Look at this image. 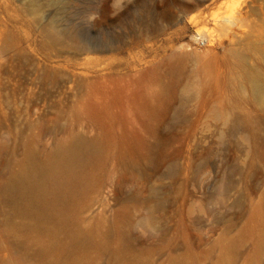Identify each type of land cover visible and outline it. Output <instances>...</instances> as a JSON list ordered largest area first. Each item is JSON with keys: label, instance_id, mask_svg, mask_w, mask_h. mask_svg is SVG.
<instances>
[{"label": "rangeland", "instance_id": "rangeland-1", "mask_svg": "<svg viewBox=\"0 0 264 264\" xmlns=\"http://www.w3.org/2000/svg\"><path fill=\"white\" fill-rule=\"evenodd\" d=\"M0 264H264V0H0Z\"/></svg>", "mask_w": 264, "mask_h": 264}, {"label": "bare ground", "instance_id": "bare-ground-1", "mask_svg": "<svg viewBox=\"0 0 264 264\" xmlns=\"http://www.w3.org/2000/svg\"><path fill=\"white\" fill-rule=\"evenodd\" d=\"M191 9H193V8H191ZM64 46H66V45H64ZM75 53H77V52H75ZM253 83L257 84L258 80L254 78ZM78 183H79V176L75 172H73L71 170H67L66 174H64V177L59 179L58 183L56 185V187H57V200L59 202H61V204L65 203L67 201L73 200L77 196V193H78L77 192L78 191L77 190L78 189V186H77Z\"/></svg>", "mask_w": 264, "mask_h": 264}]
</instances>
